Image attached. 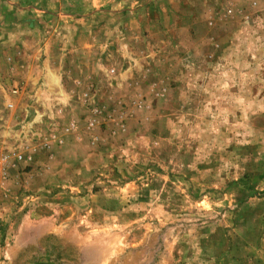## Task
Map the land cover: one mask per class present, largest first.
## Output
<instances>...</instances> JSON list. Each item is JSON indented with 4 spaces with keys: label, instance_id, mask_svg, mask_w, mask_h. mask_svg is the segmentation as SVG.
<instances>
[{
    "label": "rangeland",
    "instance_id": "374dc122",
    "mask_svg": "<svg viewBox=\"0 0 264 264\" xmlns=\"http://www.w3.org/2000/svg\"><path fill=\"white\" fill-rule=\"evenodd\" d=\"M0 152V264H264V0H0Z\"/></svg>",
    "mask_w": 264,
    "mask_h": 264
},
{
    "label": "built area",
    "instance_id": "2783aa9c",
    "mask_svg": "<svg viewBox=\"0 0 264 264\" xmlns=\"http://www.w3.org/2000/svg\"><path fill=\"white\" fill-rule=\"evenodd\" d=\"M18 158H22V156L18 155ZM5 159H6L5 154L0 152V168L4 165Z\"/></svg>",
    "mask_w": 264,
    "mask_h": 264
}]
</instances>
